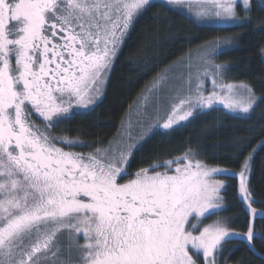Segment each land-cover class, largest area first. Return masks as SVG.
<instances>
[{
  "label": "snow or ice",
  "instance_id": "snow-or-ice-1",
  "mask_svg": "<svg viewBox=\"0 0 264 264\" xmlns=\"http://www.w3.org/2000/svg\"><path fill=\"white\" fill-rule=\"evenodd\" d=\"M166 3L184 6L199 24L242 26L250 18V0ZM150 6L151 0H0V264H201V254L203 264H218L223 245L237 235L216 211L224 183L215 174L227 170L207 168L193 149L177 158L185 163L174 174L154 165L119 183L135 145L82 154L57 146L50 134L73 108L94 102L118 45ZM218 49V40L207 45L204 64ZM225 72L221 64L204 69L213 84L208 95L189 79L187 94L168 97L166 120L150 127L170 129L219 106L249 114L253 89L224 81ZM62 143L71 149L76 141ZM251 160L241 166L239 191L255 215ZM246 236L255 238L253 226Z\"/></svg>",
  "mask_w": 264,
  "mask_h": 264
},
{
  "label": "trees",
  "instance_id": "trees-1",
  "mask_svg": "<svg viewBox=\"0 0 264 264\" xmlns=\"http://www.w3.org/2000/svg\"><path fill=\"white\" fill-rule=\"evenodd\" d=\"M249 19L242 26L201 25L185 13L162 2L151 6L134 21L117 53L105 95L87 112H76L52 133L79 141L83 153L107 147L115 138L128 110L142 91L163 70L215 38H231L233 46L218 61L227 66V81L251 86L258 98L248 116L224 110L195 114L185 125L156 131L134 150L126 166L129 176L141 168L176 162L188 149L205 165L240 171L249 155V192L252 207L264 212V0H251ZM222 210L230 231L246 234L251 219L239 197L238 179L225 177ZM212 216L205 220L211 222ZM251 242L230 240L227 261L232 264H264V215L254 218Z\"/></svg>",
  "mask_w": 264,
  "mask_h": 264
},
{
  "label": "rangeland",
  "instance_id": "rangeland-1",
  "mask_svg": "<svg viewBox=\"0 0 264 264\" xmlns=\"http://www.w3.org/2000/svg\"><path fill=\"white\" fill-rule=\"evenodd\" d=\"M151 2H162V3L167 4L166 0H151ZM169 6L173 7L174 9H176L180 12H183V13L186 12L185 7L182 5H169ZM237 11L241 16H243V12L241 11V9H237ZM188 17H190L192 20L197 22L196 17L194 15L188 16ZM245 22H247V21H245ZM201 25H204V24H201ZM205 25H210V26H214V27L215 26H218V27H226V26L227 27H235V26H237V25H234L231 23H211V24L205 23ZM124 39H123V41H124ZM217 40L219 41V49H218L219 54L221 52L226 51L227 49H230L234 45L233 40L231 38H228V37H226V38H215V40L206 42L202 46L194 48V50H192L187 55H185L183 57V59H180L179 61L173 63L172 66L163 70L162 73H160V75H158L155 79H153V81L142 91L141 95L135 100L134 104L131 106V108L126 113L127 116L121 122L120 129L117 132V134L115 135V138L110 142V144L107 147L99 148V149L103 151V150L119 147V148H123L125 151H127L128 145L132 144V145H135V147H133L131 149L132 154H133L134 150L143 142V140L145 138H148L149 136H151V134H153L154 132H156V131H159V132L170 131V130L175 129L176 127L185 125L187 121H182V122H180L179 125H173V127L170 129H164L163 127H150V126L156 125L157 122L162 124L163 121L166 120L167 113L170 112V110H171V103H170V100L168 99V97L175 96L177 93H180V92H182L183 94H187L188 88H189V83H188L189 79H191L193 88L195 87L196 83L199 82L202 84L204 94L205 95L209 94V92L211 91V89L213 87V84H212L211 77L204 75V69L208 68L209 71L211 72V71H214V65L215 64H221V65H224V64L222 62L218 61L219 54L215 55L212 63L207 64V65L204 64V62H203V57L205 55L204 49L207 47V45L209 43H215ZM122 44H123V42L118 45L117 53L120 51V47ZM117 53H116V56H117ZM116 56H115V58H116ZM115 58H114L113 64L115 62ZM113 64H112V66H113ZM226 70H227V66H226ZM110 73H111V71H109L108 74L102 78L100 84L98 85L99 89H100L99 93L93 94L94 95V102L91 105H89L88 108H73L71 110V115L76 113V112L82 113V112L90 111L97 106L98 102H100L105 95V90H106V87L108 84L107 80L109 78ZM198 76L200 77L199 80L197 79ZM165 77H166V79H164ZM162 79H163V83L156 85V91L150 92L149 89L153 88L154 82L160 81ZM224 81L231 82L229 80L227 81L226 72L224 74ZM232 83H236V82H232ZM240 83L241 82L236 83V84H240ZM157 96L159 97L158 99H156ZM145 97H148L147 102L145 100ZM255 101L256 102L258 101V98H256V96H255ZM219 107H220V109H222V106H219ZM208 110L209 109H206L203 111H208ZM224 111L226 113H228L226 110H224ZM251 111H250V113H251ZM228 114L237 115L240 117L249 115V114H242V113H228ZM190 118H192V117H190ZM52 130L53 129L50 130V134L52 137L55 138V142L57 143V146L64 147L65 150H73L76 152H80L82 154L94 153L97 151V150H95L92 152L83 153L82 151L79 150L81 143L78 140L76 141V144L73 145L72 148L70 149L68 145H64L62 143V140L65 137H59L57 135H54L52 133ZM67 139H69V138H67ZM69 140H72V139H69ZM72 141H75V140H72ZM178 163L180 166H182L185 163V161L180 160L179 162H177V161L171 162L170 167L168 166V162L166 164H162V165H155V166H157L155 168V171H159V172L167 171L169 174H174L175 169L178 166ZM126 166H124L126 174L122 173L121 176L118 177V180H120V183H127L130 179H133L135 177L136 172H134V174H131L129 176L127 169H126ZM206 167L209 169L217 168V167H211V166L210 167L206 166ZM221 169H225V168H221ZM226 170H227V173L215 174V178L222 180L224 183V187L220 189V197H222V192L225 188V179H224L225 177L235 176L238 179V186L240 185L239 173L241 170L238 172L234 171V170H232V171H230L228 169H226ZM150 171H151V168H150ZM233 173L235 175H232ZM239 197L242 200L240 191H239ZM242 202H243V200H242ZM243 205H244V208L247 209V212L250 216L251 226H252L254 218H256L257 216L264 215V212L259 211V210H255V215H253L251 210L248 208V205L244 202H243ZM221 210H222V207L220 209H217L216 211L219 212ZM190 219H193V221L196 222L194 220V218H190ZM213 220H215V219H213ZM211 222L204 221V225L211 223ZM202 227H203V225L198 224V228L202 229ZM193 231H194V234H197V235L199 234V232L197 230H193ZM235 234H237V235H234L230 240L238 239V240L248 241L246 234H240V233H236V232H235ZM78 239H80V242L83 243L82 235L80 237H78ZM227 244L228 243L223 245L222 254L218 257V264H232V263L227 261V253H226ZM199 259H200L201 264H203L202 254L200 255Z\"/></svg>",
  "mask_w": 264,
  "mask_h": 264
},
{
  "label": "flooded vegetation",
  "instance_id": "flooded-vegetation-1",
  "mask_svg": "<svg viewBox=\"0 0 264 264\" xmlns=\"http://www.w3.org/2000/svg\"><path fill=\"white\" fill-rule=\"evenodd\" d=\"M59 35H63V33H60ZM55 40V38H54ZM56 42H59V41H56ZM33 118L37 121V123H41V120L38 116H36L35 114H33ZM118 182L120 183V180H118Z\"/></svg>",
  "mask_w": 264,
  "mask_h": 264
}]
</instances>
